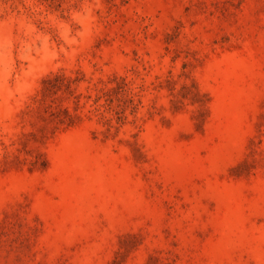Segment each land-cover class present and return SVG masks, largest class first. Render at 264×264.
I'll use <instances>...</instances> for the list:
<instances>
[{
	"label": "rangeland",
	"instance_id": "obj_1",
	"mask_svg": "<svg viewBox=\"0 0 264 264\" xmlns=\"http://www.w3.org/2000/svg\"><path fill=\"white\" fill-rule=\"evenodd\" d=\"M0 264H264V0H0Z\"/></svg>",
	"mask_w": 264,
	"mask_h": 264
}]
</instances>
